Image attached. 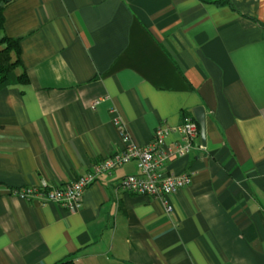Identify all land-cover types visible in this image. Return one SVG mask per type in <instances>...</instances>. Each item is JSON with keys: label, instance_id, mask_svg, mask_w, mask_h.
<instances>
[{"label": "crops", "instance_id": "1", "mask_svg": "<svg viewBox=\"0 0 264 264\" xmlns=\"http://www.w3.org/2000/svg\"><path fill=\"white\" fill-rule=\"evenodd\" d=\"M213 1L5 5L30 82L0 90V264H264V0ZM199 107L205 141L200 128L180 155ZM161 125L162 178H192L172 212L123 189L135 161L100 174L75 213L8 193L71 182Z\"/></svg>", "mask_w": 264, "mask_h": 264}, {"label": "built area", "instance_id": "2", "mask_svg": "<svg viewBox=\"0 0 264 264\" xmlns=\"http://www.w3.org/2000/svg\"><path fill=\"white\" fill-rule=\"evenodd\" d=\"M97 103L94 104V107ZM113 124L124 137V140H128L123 122L116 117ZM178 131L186 142L184 146L179 145L177 147V153L183 155L193 148L194 140L199 137V127L194 119L186 118ZM168 132L169 130L166 127L159 126L150 144L146 146L131 145L123 154L113 156L97 164L93 171L78 176L71 182L57 186H49L44 183L39 186L10 188L8 193L10 196L28 201H37L41 204L53 203L75 213L83 206V196L86 189L97 181L100 174L111 172L124 163L135 161L140 173L125 178L122 184L123 189L137 195L160 200L167 211L172 212L171 197L188 188L192 178L188 174H172L162 178L163 165L173 153L171 150L167 151L165 149Z\"/></svg>", "mask_w": 264, "mask_h": 264}, {"label": "trees", "instance_id": "3", "mask_svg": "<svg viewBox=\"0 0 264 264\" xmlns=\"http://www.w3.org/2000/svg\"><path fill=\"white\" fill-rule=\"evenodd\" d=\"M2 2L6 5L9 0H0V3ZM213 3L226 5L230 3V0H216ZM5 5L0 7V90L14 84L28 85L30 82L29 75L22 63L19 40L8 37L3 31ZM58 264L76 263L73 260H65Z\"/></svg>", "mask_w": 264, "mask_h": 264}, {"label": "water", "instance_id": "4", "mask_svg": "<svg viewBox=\"0 0 264 264\" xmlns=\"http://www.w3.org/2000/svg\"><path fill=\"white\" fill-rule=\"evenodd\" d=\"M11 1V0H9ZM5 5L4 2L0 3V7H3ZM195 114V120L199 124L201 128V137L202 140L205 141L206 138V116H205V111L203 108L199 107L194 110Z\"/></svg>", "mask_w": 264, "mask_h": 264}, {"label": "bare ground", "instance_id": "5", "mask_svg": "<svg viewBox=\"0 0 264 264\" xmlns=\"http://www.w3.org/2000/svg\"><path fill=\"white\" fill-rule=\"evenodd\" d=\"M196 121V120H195ZM197 123V122H196ZM198 124V123H197ZM198 127H199V124H198Z\"/></svg>", "mask_w": 264, "mask_h": 264}]
</instances>
